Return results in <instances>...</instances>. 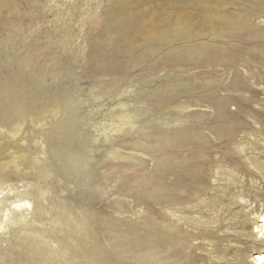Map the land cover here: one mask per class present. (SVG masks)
<instances>
[{"label":"rangeland","instance_id":"374dc122","mask_svg":"<svg viewBox=\"0 0 264 264\" xmlns=\"http://www.w3.org/2000/svg\"><path fill=\"white\" fill-rule=\"evenodd\" d=\"M0 165V264H256L264 0H0Z\"/></svg>","mask_w":264,"mask_h":264},{"label":"bare ground","instance_id":"6f19581e","mask_svg":"<svg viewBox=\"0 0 264 264\" xmlns=\"http://www.w3.org/2000/svg\"><path fill=\"white\" fill-rule=\"evenodd\" d=\"M241 104V110H243L244 109V107H245V103H240ZM2 109V108H1ZM13 109V108H12ZM7 110H9V109H7ZM256 114H259L260 112H258V111H254ZM20 116H23V115H20ZM21 118H23V117H21ZM20 118V119H21ZM19 119V120H20ZM17 160V159H16ZM15 160V161H16ZM13 162V161H12ZM14 163H16V162H14ZM12 164V163H11ZM2 165V164H1ZM0 165V166H1ZM3 165H5V164H3ZM2 165V166H3ZM7 166V165H6ZM12 166V165H11ZM2 169H4V168H2ZM1 170V169H0ZM169 175H172V173H169ZM199 175L200 174H197L195 177H197L196 179H201V178H199ZM177 178H178V181H179V184H180V186H182V188H183V190L184 191H187V192H191L193 189H195L189 182H188V180H187V178H184V176H177ZM191 178V177H190ZM190 181V180H189ZM200 181H198V183H199ZM177 183V182H176ZM178 185V184H177ZM177 187H179V186H177ZM179 188H181V187H179ZM168 189L169 190H171V191H174V188H173V186L172 185H169L168 186ZM24 202H26V201H24ZM23 203V202H22ZM13 204V203H12ZM14 205V204H13ZM30 205V204H29ZM28 205V206H29ZM19 209L20 208V203L19 204H17V205H15L12 209ZM17 209V210H18ZM11 210V209H10ZM2 211H4V210H2ZM6 212H7V214H8V212H10V211H5V213H3L4 214V216H5V214H6ZM9 216V215H8ZM5 218V217H4ZM1 223V222H0ZM259 224H262V225H259ZM208 230V229H207ZM211 232V233H210ZM212 233H213V231L212 230H209V231H200L196 236H198V237H200V236H202V237H207V236H211L212 235ZM195 236V237H196ZM44 237V236H43ZM35 241H38L37 239L35 240ZM254 242H255V244H257V245H259L260 246V249H258L257 251V253H256V258H255V263L256 264H262V262H264V212L263 213H261L259 216H257V224H256V231H254V240H253ZM41 243V242H40ZM195 261V260H194ZM193 261V263H190V264H196L195 262ZM71 262V261H70ZM67 263V262H66ZM67 264H69V263H67Z\"/></svg>","mask_w":264,"mask_h":264},{"label":"clouds","instance_id":"9594fccd","mask_svg":"<svg viewBox=\"0 0 264 264\" xmlns=\"http://www.w3.org/2000/svg\"><path fill=\"white\" fill-rule=\"evenodd\" d=\"M262 264H264V262H262Z\"/></svg>","mask_w":264,"mask_h":264}]
</instances>
